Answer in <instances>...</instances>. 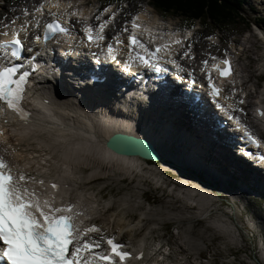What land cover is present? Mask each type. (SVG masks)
Listing matches in <instances>:
<instances>
[{"label":"snow or ice","instance_id":"snow-or-ice-1","mask_svg":"<svg viewBox=\"0 0 264 264\" xmlns=\"http://www.w3.org/2000/svg\"><path fill=\"white\" fill-rule=\"evenodd\" d=\"M46 4L49 8H60L59 0L49 4V0H43L38 6H34V12L41 14L45 12ZM72 7L71 3L68 5ZM114 6L106 7L100 15L95 16L96 21H100L98 25H85L82 29L86 36L89 46L100 47V42L106 39L104 35L106 27L116 19L121 9L113 11ZM105 13H111L108 19H103ZM25 15H31L27 8L24 9ZM55 15V13H51ZM69 20L72 16L83 18V14L78 10H73L66 14ZM15 23V19L12 21ZM39 27L40 20L33 22H25L21 25L20 31L14 33L13 39L10 41L0 42V102H3L8 109L19 113L22 118L27 119L25 109L22 107V101L25 98L26 85L29 78L38 70V65L26 69L21 54L25 51L24 40L20 37V32L27 33L31 24ZM131 31L127 36V47L129 48V67L136 63L156 71L161 70L160 61L165 57L173 54V45H183V40L178 37V33L170 32L164 34H154L152 29L146 27L140 22V14H136L130 21ZM5 28L8 25H4ZM122 32L129 33L128 24L125 23ZM147 33L148 40L145 41L141 36ZM0 35L7 36L8 32H0ZM57 35H71V29L61 19H56L45 24V32L43 39L45 41L54 38ZM167 35L168 40H163V36ZM190 35V33L188 34ZM26 38V37H25ZM37 41L41 36L35 37ZM117 44H124L122 34L113 37ZM157 39L163 40L155 48L149 45L155 43ZM211 39V37H209ZM10 50V52H9ZM191 45L188 50L183 52L184 57H189ZM30 51V50H29ZM118 50L112 45H107L108 58L115 60ZM95 55V54H94ZM226 55V54H225ZM16 61L13 63L12 59ZM213 60L216 57H212ZM169 63L179 65L175 60H169ZM220 63L225 65L224 69H220L219 64L212 65L219 71L220 76H230L232 66L229 59H223ZM205 68L208 61H203ZM209 87L211 88V97L214 102L220 96L221 89L212 81L211 73H208ZM240 104L244 101L240 100ZM217 107L225 113L227 119L233 122L238 130H243V137L261 147V141L257 139L252 132L241 123L238 116H233L231 112L237 111L233 105L227 107L219 105ZM3 111V108H0ZM243 111V109H239ZM260 115L264 116V111H260ZM7 123V121H5ZM5 130L0 127V136H4ZM7 144V140L0 141ZM8 151L7 148L4 149ZM15 152V149L12 150ZM247 155L252 156L251 152ZM264 161V153L259 156ZM30 185H40L41 190H37ZM43 179L37 180L35 176L25 172L19 165H10L0 155V260L6 261V264H127L132 259L133 253L125 251L127 245L123 242H117L115 236L105 237L101 234V229L96 225L84 226L77 223L83 212L76 210L73 203H56V192H59L60 186L51 182L50 187L53 193L47 194L43 186ZM97 234L92 236L91 234ZM106 245L107 247H104ZM144 253L141 252L136 259H143ZM163 259V257H161Z\"/></svg>","mask_w":264,"mask_h":264},{"label":"rangeland","instance_id":"rangeland-1","mask_svg":"<svg viewBox=\"0 0 264 264\" xmlns=\"http://www.w3.org/2000/svg\"><path fill=\"white\" fill-rule=\"evenodd\" d=\"M111 1L118 3L117 1L120 0ZM127 1L135 3L136 5L142 2V6L145 7L144 0ZM145 1L147 4L150 0ZM23 2L26 3L29 2V0H0V14L5 15L0 21L8 18V14H10L13 9H20ZM122 2H124V0H122ZM121 7H123V5ZM252 7H258L259 9L261 6L257 3H254L252 0L246 1V3L241 7L243 8V18H237L228 23H218V25L212 23L211 21L197 22L193 25V21L190 22L185 20L183 17L165 14L158 10L156 11H158L166 21L170 18L173 20V22L169 20L167 23H165L168 27H175V23H179L177 28L178 30L190 29L194 26L193 31H196L198 36L193 40V44L191 45L192 47L196 46L192 54V56L195 57L194 60L196 61H194L195 63H193L194 65L192 66L195 68L196 65L201 67L203 61H208V55H213L215 52L219 51H228L230 43L240 44L243 35L246 34L247 39L250 38L249 33L254 31L256 28L253 26V22H255L256 19L264 18V9L253 13L249 10V8ZM4 9L7 10L5 11ZM16 15L21 14L17 13ZM16 15L14 16V19ZM128 16L129 11L126 13L124 18H127ZM11 24L12 22L5 25ZM198 24L200 25L201 30H199ZM3 27L4 25L1 26L0 31L3 29ZM259 29L263 34L261 41L257 38V36H253L249 39L247 43V49L250 50V52H248L249 58L243 61V64L245 67L244 76H251L253 84L260 87L259 89H262L264 88V84L260 83L258 76L264 74V25L259 26ZM214 34L219 35L221 37V41L218 46L210 47L206 41H204V38L208 39V37H211ZM251 35H253V33ZM197 51L198 53L201 51V53L197 55ZM197 58L198 60H196ZM252 91L253 88L250 86L249 92L251 93ZM249 102L252 107L256 105V99L253 97L249 99ZM84 123L86 124V122ZM80 125L85 128L91 127L90 124ZM80 132L83 133L82 130H80ZM167 156L168 152H165V154H163L164 161L166 160ZM174 156L177 155L174 154ZM170 158L175 157L171 156ZM59 160L60 159L53 160V163L55 165H60L56 164ZM164 163L152 165L151 167H143L142 171L139 172L141 174L138 173L135 177L136 181H139L138 185L141 186L143 183H145L146 186L150 185L155 188H157L159 185H162L165 182L162 174L163 172L167 174L165 171L167 166ZM164 165L165 168L163 167ZM50 171L55 172L53 169H48L45 172L50 174ZM77 172L83 173L79 174L77 177V180L81 183V187H84L83 181L88 182L92 180L89 179L91 170L90 172L83 170ZM86 174L88 175L85 176ZM177 176L182 179H176L171 182L169 192L166 193L165 198L156 196L158 191L155 190L153 191L152 196L147 195L146 197L150 200L154 210L153 212L157 214H166V212L175 211L180 212V214L183 215V212L194 209L205 215L206 218L203 222H190L182 224L177 230L173 229L171 231V233L179 242V245L185 248H191L194 246L207 247L211 251L222 253L224 256H227L223 259V261L229 264H264V215L262 214V211H264V199L253 201L246 200V198H242L241 194L236 193V189L232 190L231 187L229 189H225L224 183H220L219 186H216L215 184H211L206 181V179L203 177L195 174L189 175L190 177L188 179H184L185 175L180 169L177 170ZM72 177L74 178V176ZM111 177L116 178V182L120 181L123 177H129L132 179L131 176H126L124 173L119 171H117L114 176L112 175L110 178L104 179L108 181L114 180L111 179ZM128 181L131 182L129 179ZM99 187V182L91 183L87 186L88 189H94L92 193L93 195L95 193L97 197L93 198V196L91 199L92 201L97 202L96 207H99L100 209H107L109 206L106 205V203L111 202L112 204L114 199V206L112 210H118L114 215V224L111 222L109 216L103 215L100 218V222L109 229L113 227V230H116V233H121V231H118L115 227V221L117 222L120 219L121 214L124 213L122 223L123 227L125 228L126 225V228L129 225L131 226L132 224L126 222V216L128 212L135 210L134 206L137 204V202L132 200L131 196H125V198L122 200L121 206V197L127 192L118 193L117 191H114L112 187L103 192L101 197L106 199V201L101 202V197L99 196L100 190H98ZM162 190H164V188ZM232 191L235 193L232 194ZM127 202H130L129 204L131 207H128ZM149 215H151L149 218L151 219L152 225V223H154L159 218V216H155L153 213H149ZM136 225H134V227H136ZM168 229H171V227ZM161 234L163 235V233ZM127 238L129 240L135 241V237ZM232 255H234V257ZM192 261H194L195 264L198 263L195 261L194 257ZM192 261H190L188 264H193Z\"/></svg>","mask_w":264,"mask_h":264},{"label":"bare ground","instance_id":"bare-ground-1","mask_svg":"<svg viewBox=\"0 0 264 264\" xmlns=\"http://www.w3.org/2000/svg\"><path fill=\"white\" fill-rule=\"evenodd\" d=\"M78 1L80 0H76V2ZM68 5L69 4L63 6V8L67 10L69 8ZM141 23H143L146 27L151 28L154 34H163L162 33L163 29L169 30V32H174V28H175V27H168L166 24H163L156 13L151 15L147 13L143 14ZM18 24L19 23L15 21V23L8 25L7 28L3 27V29L0 32H5L4 30L9 29V26L14 27ZM188 34L189 33L186 34L178 33V37H174V38L182 39L184 44L185 40L191 36V33L190 35ZM168 39H166L163 36V40H168ZM163 40L157 39L153 44L161 43L163 42ZM177 46L178 45H173V49H174L173 54ZM191 53L193 54V52ZM196 60H198V58ZM187 69L193 72H197L198 74L206 72L205 66L203 64L201 65V67L196 65L195 68L193 66L192 67L188 66ZM134 103L138 104V101H134ZM104 104L110 109L112 108V104L109 101H106ZM143 112H144V116H146L145 111ZM70 115H71L70 117L76 116V114L73 113H70ZM106 115L107 114L104 111V109L101 115H99V109H98L94 113L85 114L84 119L80 117L78 118L80 124L91 125L90 128H86V129L88 131L96 132L97 135L96 137H98L99 142L102 143V146L101 145L99 146L98 144H93L92 147L89 148H83L81 146L76 145L73 142H70V137L79 138L84 136L86 133L83 132L84 133L83 134L80 131L71 130L70 126L72 124L64 125L63 126L64 129L58 130L60 128L59 123L53 120L51 114L45 110L35 113L34 115L35 122L32 124L30 128L29 134L26 135L21 134V136H18L16 134L17 126L13 125L12 127L11 134L14 138V142L18 143L17 145L16 144L12 145L15 149L14 155L17 156L19 160L26 161V165L29 166L30 169L36 168L38 172L47 175V177L49 173L45 171H47L48 169H52L50 167L56 168L55 172L58 173L55 174L61 177L64 183L69 185V187L66 188L64 192V197L69 198V194L75 191L79 192L83 201L85 202L83 206L85 207V205H89L87 207L89 214H93L99 208L96 207L97 202L92 201L91 199V197L94 196L93 198H96L97 196L95 195V193L93 195L92 193L94 190L93 188L86 189L85 187H81V183L76 178L72 177L74 176L72 172H77L82 170L90 172L91 170V175L89 179L92 180L90 181H95L102 178L103 179L110 178V176L112 175L114 176L117 171L122 172L126 176H131L133 178L140 171H142L143 165H147V164L149 166L154 165L153 163H149L148 161H143L138 158H128L126 156L114 157L113 155H111V153H109V151L105 149L106 140L115 133L134 134L137 135L138 137H144L140 133H136L135 129H132L129 125L118 124L117 122L113 121V119L109 120L110 116L104 118V116ZM128 116L131 117L132 119H135V121H137L138 118L143 117L140 113L133 111H130L128 113ZM84 122H86V124ZM103 124H107V128L105 130L99 131ZM63 133H66L67 136L65 137L61 136V134ZM155 133L156 132L154 131V134ZM152 137L154 138L152 142L155 144V147L161 154L159 150L160 148L159 145L160 143H164V137L162 135H157V136L153 135ZM58 140H60L62 144L61 148H60V142ZM58 159L60 160L57 161L56 164H60V165H55L53 163V160H58ZM164 162L166 163V160L164 161L162 156L155 163L157 165L159 163H164ZM176 170H179V168L176 167ZM89 203L94 206L90 205ZM129 203L130 202H127L128 207H131ZM106 205L110 206L111 202H107ZM123 215L124 213L121 214L122 218L119 216L120 219L117 222L115 221V227L117 228L118 231L119 230L121 231V233L119 232L118 235H122V233H124L125 230V228L122 225ZM149 216L151 217V215ZM157 220L154 223H152V225H157L158 224ZM128 227H130V225ZM140 228L141 227L138 224L136 225V227L134 226L131 227L132 230H137V231ZM151 229L152 228L148 226L144 237L141 239V242L143 244H147V245L151 244L153 240L152 236L149 237V235H152Z\"/></svg>","mask_w":264,"mask_h":264},{"label":"trees","instance_id":"trees-1","mask_svg":"<svg viewBox=\"0 0 264 264\" xmlns=\"http://www.w3.org/2000/svg\"><path fill=\"white\" fill-rule=\"evenodd\" d=\"M158 7L188 13V16L205 18L213 23H227L238 16L241 0H155Z\"/></svg>","mask_w":264,"mask_h":264},{"label":"water","instance_id":"water-1","mask_svg":"<svg viewBox=\"0 0 264 264\" xmlns=\"http://www.w3.org/2000/svg\"><path fill=\"white\" fill-rule=\"evenodd\" d=\"M122 137L128 142V147L126 149L117 150L115 144L113 143L114 139ZM109 147L115 150L118 154L124 156H138L144 160L157 162L160 159L158 152L155 150V146L148 140L133 138V137H124L117 136L109 142Z\"/></svg>","mask_w":264,"mask_h":264}]
</instances>
